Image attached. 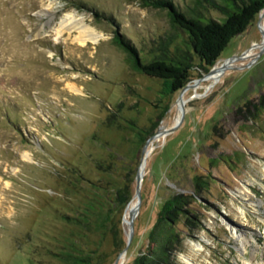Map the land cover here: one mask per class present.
Instances as JSON below:
<instances>
[{
    "label": "rangeland",
    "instance_id": "rangeland-1",
    "mask_svg": "<svg viewBox=\"0 0 264 264\" xmlns=\"http://www.w3.org/2000/svg\"><path fill=\"white\" fill-rule=\"evenodd\" d=\"M172 1L186 14L224 18L212 1ZM69 13L102 37L80 45L74 32L56 36ZM261 31L264 10L212 67L195 58L187 88L171 92L135 70L117 39L147 59L163 41L172 40L171 52L187 45L166 9L143 0H0V264H131L155 247L147 233L176 193L193 200L190 217L172 226L181 242L172 264H264ZM138 170L143 199L119 257ZM120 190L131 199L110 219Z\"/></svg>",
    "mask_w": 264,
    "mask_h": 264
},
{
    "label": "trees",
    "instance_id": "trees-1",
    "mask_svg": "<svg viewBox=\"0 0 264 264\" xmlns=\"http://www.w3.org/2000/svg\"><path fill=\"white\" fill-rule=\"evenodd\" d=\"M143 1L154 8L166 9L171 23L187 35V45L174 46L171 52L172 40L163 41L160 51L147 59L121 35H117L118 44L129 54L135 70L164 80L171 92H180L186 87L195 58L202 67H212L229 42L244 33L264 9V0H204L212 1V7L224 15L222 20H213L204 18L195 9L193 14L181 12L172 0ZM194 179L198 183V177ZM130 199L131 195L126 190L118 191L115 208L109 213L110 219L114 211L125 207ZM192 200L191 195L176 193L160 202L155 222L147 233L149 243L155 247H149L147 252H138L131 264L173 263L170 254L181 242L175 238L172 226L179 215L190 217ZM186 221L189 225L190 221Z\"/></svg>",
    "mask_w": 264,
    "mask_h": 264
},
{
    "label": "bare ground",
    "instance_id": "bare-ground-1",
    "mask_svg": "<svg viewBox=\"0 0 264 264\" xmlns=\"http://www.w3.org/2000/svg\"><path fill=\"white\" fill-rule=\"evenodd\" d=\"M57 27L58 28L55 29L56 36H61L64 32H67L69 35H71L74 32L75 34L73 35V40L80 45H85L87 42L90 43V41L91 43H96L100 39V37H102V34L99 33L97 29L91 27L86 23L83 16L79 15V17H76L74 13H69L64 16V18H62L59 22V26ZM65 85L66 88L71 92L79 91L75 83L69 81L65 83ZM233 236L235 238H240L241 235H236V233H233Z\"/></svg>",
    "mask_w": 264,
    "mask_h": 264
},
{
    "label": "water",
    "instance_id": "water-1",
    "mask_svg": "<svg viewBox=\"0 0 264 264\" xmlns=\"http://www.w3.org/2000/svg\"><path fill=\"white\" fill-rule=\"evenodd\" d=\"M264 10V9H263ZM261 34H262V42H263V44H264V32H262L261 31ZM242 57V55H240V56H236V57H234V58H241ZM233 58V59H234ZM229 60H231V59H229ZM185 88H187V86L185 87ZM184 88V89H185ZM183 89V90H184ZM182 90V91H183ZM142 161V160H141ZM141 164V163H140ZM139 168H140V165H139ZM142 178V175L140 174V171L138 170L137 171V173H136V176H135V181H136V191H135V197H136V199H137V202H136V205L133 207V209H131V211L129 212V220L128 221H126V223H127V225H128V229H129V231H128V238H127V243H126V246H125V248L123 249V251L119 254V257L121 256V255H123V254H125L126 253V251H127V249H128V247H129V245H130V243H131V241H132V238H133V230H134V217H135V215H136V213H137V209L139 208V206L138 205H140V202H141V195H140V184H141V179ZM118 257V258H119ZM118 260V259H117ZM116 263H117V261H116Z\"/></svg>",
    "mask_w": 264,
    "mask_h": 264
}]
</instances>
